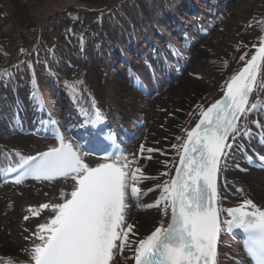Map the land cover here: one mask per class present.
I'll return each mask as SVG.
<instances>
[{
    "label": "bare ground",
    "instance_id": "1",
    "mask_svg": "<svg viewBox=\"0 0 264 264\" xmlns=\"http://www.w3.org/2000/svg\"><path fill=\"white\" fill-rule=\"evenodd\" d=\"M224 1L227 0H211L214 9H206L202 4L208 8L209 0H151L150 7L147 3L143 10L132 9L130 17L125 16L119 25H107L102 31L98 16L117 0H109L101 5H94L88 0H35L27 7L24 19L15 18V23L1 27L0 34L15 33L18 49L11 59L0 64V73L10 65L16 68L15 63L20 60H26L33 67L30 52L39 37L40 24L58 11L68 8L78 10L84 15L83 21L90 22L98 34L97 41L85 39V33L92 28L90 24L82 22L76 29L79 42L64 57L61 56L48 80L34 76L19 88L6 82L8 100H0V148L14 152L11 155L0 154V181L18 167L20 158L16 153L35 156L57 146L55 131H50V121L63 132L67 141L80 149L83 148V134L77 126L94 116L97 109L106 119H112L114 124H125L127 129L118 127L121 143L135 132L141 137L114 160L121 165L128 164L130 173L136 168L141 169L143 178L136 186L143 194L138 199L128 200L126 219L127 223L134 225L133 233L129 235L133 243L117 253L113 264H132L135 242L149 235L161 221H168L169 216L164 215L165 203L160 201V197L164 183L171 178L187 130L199 118L200 110L221 94L231 76L237 74L252 55L259 54L257 81L246 106L248 114L238 119L239 132L235 139L229 138L227 143L231 147L226 149L221 160L216 204L220 209L221 222L229 219L225 209L238 207L247 199L264 210V146L261 145L264 141V58L259 52L260 47L264 46V0L235 2L230 8V19L225 24L219 23L210 28L207 39L202 38L200 46L192 54L190 52V62L185 72L176 71L181 76L175 81L171 79L172 82L153 102H145L136 84L129 83L131 79L141 80L144 76L152 84L159 83V75L149 67V62L154 61L157 53L164 56L165 51L171 54L170 50L183 53L182 47H178L183 44L178 35L184 37L183 30L193 34L199 31L190 24L194 17L189 15L185 19V13H191L193 8L199 14L200 9L203 10L200 17L204 18L210 10L211 20L216 23L219 14L214 13L225 7L221 5ZM179 20L184 23V28H179ZM208 25L205 22L202 29H208ZM243 26L247 27V31L239 39L236 33ZM172 27L178 28L179 33ZM165 38L172 44L170 41L168 44L167 41L163 42ZM238 40L241 45L237 49L235 45ZM165 45H168L166 49ZM187 51L185 49L186 55ZM149 56L152 59H148ZM241 56L245 59L241 60ZM145 61L147 65L143 64ZM99 64L102 69L98 68ZM169 69L168 66L167 71ZM159 70L164 74L166 72ZM129 73L133 77L127 76ZM172 77L175 78L174 75ZM10 100L13 101V108ZM16 100L27 109L19 106ZM252 104L256 105L255 109L251 108ZM45 110L51 116L50 120L45 117ZM15 115H19V120L15 119ZM135 122L143 125L142 129H138ZM12 124H36V128L43 130L39 132L44 138L35 140L32 136H18L11 129ZM258 151H262L263 155H259ZM81 153L84 162L91 167L108 162L99 160L94 153ZM252 158L254 160L250 161ZM42 184L38 189L22 186L11 196L0 195V264L33 262L31 250L39 243L33 233L38 234L37 226L52 216L51 208L42 209L40 205L62 202L63 194L71 191V182L63 178ZM8 186L9 183L3 184L0 189L8 191ZM157 201H160L159 207H149ZM2 214L8 219H2ZM25 216L29 219L25 220ZM215 264H249L238 236H233V230H229L226 223L221 224Z\"/></svg>",
    "mask_w": 264,
    "mask_h": 264
},
{
    "label": "snow or ice",
    "instance_id": "2",
    "mask_svg": "<svg viewBox=\"0 0 264 264\" xmlns=\"http://www.w3.org/2000/svg\"><path fill=\"white\" fill-rule=\"evenodd\" d=\"M259 52L264 58V46ZM256 61L252 55L247 66L226 82L223 98L200 110L198 122L187 130L175 178L164 183L160 197L165 216L170 209V221H161L135 242V264H215L222 223L229 230L246 233L247 255L255 264H264V210L247 199L238 207L225 209L231 219L221 222L220 209L215 206L217 174L226 149L231 147L227 141L239 132L238 119L248 114L246 106L257 80ZM102 119L97 109L77 127L88 144L106 152L107 125L90 126ZM56 138L58 146L36 156L16 153L23 177L71 182V191L63 194L62 202L40 205L51 208L52 216L37 226L38 234L33 233L39 243L31 250V260L34 264H113L117 253L133 243L129 235L134 225L127 223L126 211L129 198L138 199L143 194L136 186L143 173L140 168L130 173L128 164L115 160L91 167L62 132ZM160 201L149 207H159Z\"/></svg>",
    "mask_w": 264,
    "mask_h": 264
},
{
    "label": "rangeland",
    "instance_id": "3",
    "mask_svg": "<svg viewBox=\"0 0 264 264\" xmlns=\"http://www.w3.org/2000/svg\"><path fill=\"white\" fill-rule=\"evenodd\" d=\"M35 0H0V28L5 27L8 23H15L16 19H24L27 11V7L30 6ZM90 3L94 5H101L107 3L109 0H88ZM151 0H117V2L103 10L99 16V25L102 31L105 30L106 26L119 25L120 22H123L125 16H131L132 9H142L148 3V7H150ZM238 0H233L231 3L227 4L229 6L227 9L222 11L220 18L218 19L217 25L225 24L231 17V9L233 4ZM211 2V0H209ZM186 14V13H185ZM84 19V15L80 13L78 10L74 8H68L63 11H58L52 15H49L47 19H45L39 27V37L35 40L34 44L31 47L30 59L33 64V70L35 74L39 77V79L46 81L52 75L54 68L56 69L62 57L75 45L79 42V35L76 33V29ZM250 20V19H249ZM86 23V22H85ZM90 22L86 23L89 25ZM216 25V26H217ZM91 31H87L85 33V39L96 40L97 41V32L95 27H91ZM247 31V27L243 26V28L238 29L236 35L237 38L241 39V36L244 35ZM103 34V33H101ZM207 39V37H206ZM240 41H236L235 47L237 49L240 46ZM200 45L198 44L197 47ZM232 46H234L232 44ZM196 48V47H195ZM18 49V41L15 33L4 35L0 34V64L4 63L5 60L11 59ZM195 50V49H194ZM194 52V51H193ZM62 56V57H61ZM223 57L222 61L223 62ZM16 68L14 65H10L4 71L0 73V100L5 101L7 98L6 92V82H10L11 86L16 85V87H21L22 83H26L31 79V70L28 69V64L24 60H20L16 62ZM116 65V63H115ZM98 68L102 69L103 67L98 66ZM181 76V75H180ZM179 78V77H178ZM177 78V79H178ZM176 79V80H177ZM13 81V82H12ZM15 84V85H14ZM161 90L154 93L153 96H148L145 98V102H153L154 99H157V94L162 92ZM157 96V97H155ZM8 100V99H6ZM19 131L15 130L14 134L21 136L18 134ZM26 132L22 133L24 135ZM34 138L36 137L35 135ZM6 149L4 152H8L11 155L14 151ZM3 181L0 182V186L3 185ZM22 186H31L33 189H38L42 186V184H37L35 182H29L24 184L13 185L10 184L8 186V191H4L0 189L1 196H11L16 192L17 189ZM38 187V188H37ZM2 190V191H1ZM137 213H135L136 215ZM3 216V214H2ZM2 219H8L3 216Z\"/></svg>",
    "mask_w": 264,
    "mask_h": 264
}]
</instances>
